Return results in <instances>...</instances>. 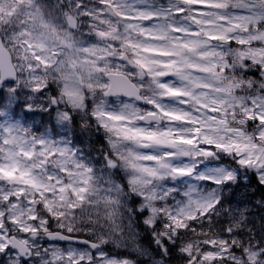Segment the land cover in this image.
<instances>
[{
	"label": "clouds",
	"instance_id": "obj_1",
	"mask_svg": "<svg viewBox=\"0 0 264 264\" xmlns=\"http://www.w3.org/2000/svg\"><path fill=\"white\" fill-rule=\"evenodd\" d=\"M261 162L264 0H0V264H264Z\"/></svg>",
	"mask_w": 264,
	"mask_h": 264
},
{
	"label": "snow or ice",
	"instance_id": "obj_2",
	"mask_svg": "<svg viewBox=\"0 0 264 264\" xmlns=\"http://www.w3.org/2000/svg\"><path fill=\"white\" fill-rule=\"evenodd\" d=\"M258 160H259L258 157H257L256 160L245 159V160H242L241 163L242 164H245V165H251V164H256ZM261 166H264V162H261ZM6 175L15 179V177L13 176V173L12 172H7ZM21 175H23V173ZM231 179H232V174L231 173H227V174L223 175V177H222V180L223 181H229ZM262 179H264V178H262ZM214 182L217 183V184H219L222 181L219 180V179H217V180H214ZM211 206L212 205L210 204L208 207H211ZM205 211H207V208L205 209ZM181 227H183V225H181ZM204 256H205V258L211 260V259L215 258L216 253L206 252L204 254Z\"/></svg>",
	"mask_w": 264,
	"mask_h": 264
}]
</instances>
